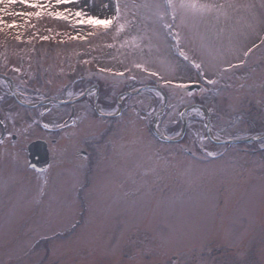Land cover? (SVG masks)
<instances>
[{
	"label": "rangeland",
	"instance_id": "rangeland-1",
	"mask_svg": "<svg viewBox=\"0 0 264 264\" xmlns=\"http://www.w3.org/2000/svg\"><path fill=\"white\" fill-rule=\"evenodd\" d=\"M196 2L214 7L177 8L174 20L165 0H74L51 9L113 18L118 5L110 30L47 14L25 24L8 13L35 9L0 4L4 22L21 25L0 28V71L12 73L23 100L38 103L25 109L9 97L3 111L18 140L8 138L0 153V264H264V141L222 145L206 130L208 123L215 139L264 131V0ZM91 81L107 116L89 113L84 123L99 124L104 147L124 141L133 149L130 160L109 155L100 170L80 171L65 157L84 149L82 127L67 140L55 132L69 111L41 104L71 100ZM190 83L202 87L187 90ZM0 88L9 93L10 83ZM188 107L176 143L154 136L159 123L176 137ZM35 139L57 140L43 173L28 167Z\"/></svg>",
	"mask_w": 264,
	"mask_h": 264
},
{
	"label": "flooded vegetation",
	"instance_id": "flooded-vegetation-1",
	"mask_svg": "<svg viewBox=\"0 0 264 264\" xmlns=\"http://www.w3.org/2000/svg\"><path fill=\"white\" fill-rule=\"evenodd\" d=\"M1 73V72H0ZM0 81L3 82H7L4 79H0ZM99 84H97L94 81H91L89 84L88 83H83L81 89V93L87 91L86 95L81 98V100H77L76 102H74V104H63V105H59L57 106L61 111H69V115L67 116L65 122H63L62 125H60L58 128H56L57 132L59 135L61 134V136H64L67 140L72 136L71 134V130H73L74 128H81V132H82V138L80 137V148H84L83 150L78 149V147H74L75 145H73V143H69V148H73L72 153L66 155V160H71L69 161L68 164H73V165H77L78 167H80V171L83 170H100L101 166L103 167L105 160H108L111 158L112 155H115V159H120L122 157V159H126V155L130 154V151L133 149L132 147L128 146H121L122 142H114L112 145H107L106 147H104V141H103V133L104 131L99 130L100 128L98 127V123L92 124V125H86L84 122L87 121L88 115L89 113L92 116V119L96 121V119H100L103 118L102 116L98 115L95 106H94V100L97 97V102L98 105H100L101 109L104 108V100L102 101V98L100 96V90L98 89ZM16 93H17V89ZM10 91V88H9ZM125 93V91H122L120 94ZM18 94V93H17ZM19 95V94H18ZM22 99L23 97L21 95H19ZM11 97L13 98V102H15V104L18 106H21V104L17 101V99H15L12 95L11 92L8 93V91L4 90L3 88H0V153H3L4 151V147H5V141L10 138L12 141L14 140H18V134H11L9 137V129H8V124H7V119L10 117L6 111L5 113L3 112L4 110H6V102L7 99ZM26 101V100H24ZM80 109H79V105ZM22 107V106H21ZM27 109H33L34 108H27ZM18 111V110H16ZM35 114V113H34ZM8 115V116H7ZM16 115V114H15ZM15 115L13 114L11 117H13V119H15ZM39 114H37L36 116L34 115L32 120L33 122H37L38 118H39ZM76 116L78 119H76ZM83 120L82 123H79V120ZM12 119V118H11ZM12 119V120H13ZM71 119V120H70ZM76 119V120H75ZM15 122V120H13ZM70 122V123H69ZM68 127V128H67ZM73 128V129H72ZM92 128V129H91ZM95 128V129H94ZM96 131V132H93ZM77 140V139H76ZM260 141H264L260 140ZM259 142V141H258ZM57 143L56 139H51V144L50 145V154H51V165L53 164V162L56 160L55 156V152L52 149V145H55ZM78 143V142H77ZM76 145V146H78ZM57 147V146H55ZM98 147V148H96ZM262 150H264V146H260ZM67 147V149H69ZM248 149H250L249 147H247ZM141 149V148H139ZM252 149V148H251ZM255 149V148H254ZM259 149V148H258ZM160 153V151H158L156 154ZM66 154V152H65ZM72 154V157L70 156ZM110 155V158H107ZM117 156V157H116ZM69 157L71 159H69ZM129 159H131L130 155L128 157ZM136 161L139 160V157L137 158L135 156ZM148 159V158H147ZM167 158L163 159H158L161 161V163L165 162Z\"/></svg>",
	"mask_w": 264,
	"mask_h": 264
},
{
	"label": "snow or ice",
	"instance_id": "snow-or-ice-1",
	"mask_svg": "<svg viewBox=\"0 0 264 264\" xmlns=\"http://www.w3.org/2000/svg\"><path fill=\"white\" fill-rule=\"evenodd\" d=\"M74 0H54V5L52 0H48V3H44L43 0H0V4H22L27 8L35 9L34 12H12L8 13V15L23 17L25 24H30V21L33 17L37 20L41 19L45 14H47L50 18L57 19V20H64L69 23L72 22V17L75 18V23L77 26H88V27H103L105 29L110 28L113 25L114 20L118 21L120 18V9L117 5L116 13L113 18H100L98 16L90 15L89 13L85 12L84 10H77L75 13L66 14V11H52L51 9L55 7H59L61 5H66L73 3ZM147 6V5H145ZM165 7L166 9H171L172 19H175L176 9H192V10H211L214 5H207V4H198L196 0H180L179 4L175 2V0H165ZM164 19L163 16L160 17ZM34 26V25H32ZM7 27L9 29L12 28H19L21 25L17 24L13 21L10 24H6L3 20L2 14H0V28ZM117 31H123V25H120ZM91 35V33H89ZM79 36L70 37V39H79ZM19 39V36H17ZM42 39L47 40L48 37H42ZM198 67V66H197ZM100 71H106L105 69H101ZM122 75V73L120 74ZM212 83V81H209ZM176 87H184V85H175Z\"/></svg>",
	"mask_w": 264,
	"mask_h": 264
},
{
	"label": "water",
	"instance_id": "water-1",
	"mask_svg": "<svg viewBox=\"0 0 264 264\" xmlns=\"http://www.w3.org/2000/svg\"><path fill=\"white\" fill-rule=\"evenodd\" d=\"M165 100V104H166V97L164 98ZM203 109L205 108L204 106ZM190 109V107H188L182 114V133L181 136L184 135L185 133V129H186V121L184 120V117L186 116V113L188 112V110ZM205 111L207 113V115L209 114L207 109L205 108ZM208 120H209V116H208ZM206 130H207V134L209 136V138L214 141L213 137H212V133H211V129L207 123L206 125ZM158 132V131H157ZM159 133V132H158ZM160 136H162L160 133L158 134ZM163 138H165L164 136H162ZM259 137V136H258ZM258 137H252L250 139H233V140H223V141H218L219 143L222 144H233V143H242V142H248V141H252V140H256ZM180 137L178 138H165L166 140H168L169 142L172 141H177ZM28 159H29V166L31 168L36 169L37 171H45L48 166L50 165V155H49V150H48V145L45 141H34L32 142L29 147H28Z\"/></svg>",
	"mask_w": 264,
	"mask_h": 264
},
{
	"label": "bare ground",
	"instance_id": "bare-ground-1",
	"mask_svg": "<svg viewBox=\"0 0 264 264\" xmlns=\"http://www.w3.org/2000/svg\"><path fill=\"white\" fill-rule=\"evenodd\" d=\"M115 26H116V25H115ZM115 26H114V27H115ZM114 27H113V28H114ZM113 28H112V29H113ZM253 55H254V54H253Z\"/></svg>",
	"mask_w": 264,
	"mask_h": 264
}]
</instances>
